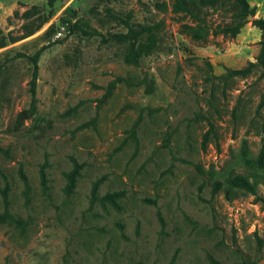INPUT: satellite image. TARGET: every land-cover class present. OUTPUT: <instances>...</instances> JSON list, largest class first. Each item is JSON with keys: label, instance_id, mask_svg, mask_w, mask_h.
I'll return each instance as SVG.
<instances>
[{"label": "rangeland", "instance_id": "1", "mask_svg": "<svg viewBox=\"0 0 264 264\" xmlns=\"http://www.w3.org/2000/svg\"><path fill=\"white\" fill-rule=\"evenodd\" d=\"M177 2L0 0V191L21 222L0 224V264L264 257V67L228 75L256 62L261 32L250 21L264 19V0H247L254 17L236 35L223 32L239 22L234 0ZM127 16L158 28L135 63L130 43L113 38ZM41 48L32 107L29 58ZM73 161L79 176L65 195ZM235 176L255 194L234 188ZM115 192L117 207L101 200Z\"/></svg>", "mask_w": 264, "mask_h": 264}, {"label": "trees", "instance_id": "2", "mask_svg": "<svg viewBox=\"0 0 264 264\" xmlns=\"http://www.w3.org/2000/svg\"><path fill=\"white\" fill-rule=\"evenodd\" d=\"M238 6L239 12H238V19L239 22L232 28H227L223 32L228 33L231 35H236L239 33V30L249 21H247V17L251 16L254 17V9L249 7V4L247 0H234ZM52 0H48V3H51ZM178 4L176 5V8L178 6L181 7V9H184L185 5V0H178ZM161 10H165V4L162 3L161 5L157 6ZM29 12H26L24 15H28ZM129 17L127 16L126 19L122 18H117V21L122 25L126 33H121V34H115L113 36L114 39L117 41H128L130 43V59L132 63H135L137 60V57L140 55L148 54L151 50L152 47L156 45L157 43V36L153 32L154 30H157L158 28H153L148 25H140L137 26L138 28H135L129 23ZM46 20H43L34 30L27 32L25 36H28L32 34L34 31L38 30ZM252 26L257 28L261 32V39L259 42V53L256 57V62H249L248 65L240 70H228V75L231 76H240V77H246L247 75L250 74L251 69L254 68L257 64L260 66L264 67V19H253L250 21ZM73 30L79 31L80 28L77 25L72 26ZM157 27V26H156ZM83 33L84 30H81ZM5 47L4 43L0 44V48ZM44 48H41L38 50L33 56L29 58L32 66H33V71H32V76L31 80L29 82V87H30V94H31V106L33 107L34 102H35V88H36V79H37V63L38 59L41 55V52L43 51ZM257 163L260 168L264 167V149L262 148L260 150L259 156ZM46 165V164H45ZM45 165H42L40 170H39V175H40V183L41 187L44 191L47 190V178H46V173H45ZM79 171H80V165H78L76 162L73 161V168L72 170L65 175L66 177V186L64 188V193L65 195H70L73 193L75 184H76V179L79 176ZM20 179L24 185L25 191L24 195L27 197L30 187H29V182L26 178V176L22 173V170H20ZM101 183V180H97L93 183L92 189H91V200H98L97 196V191L98 187ZM231 185L234 188H238L241 190H244L247 193L250 194H255V187L253 184L246 178L242 176H235L231 179L230 181ZM221 184L219 182H215L212 188V195H215L219 190H220ZM7 187H5L2 191H0V194L2 196V202H3V212L0 213V224L4 223H9V224H20L21 222L16 219L10 212H9V201H8V195H7ZM122 194L120 192H115V193H110L106 194L101 198L103 201H107L110 204H112L114 207H117V200L120 198ZM159 221L161 224H163V220L161 216L159 215ZM259 247L261 246V242L258 241ZM213 264H218L214 260H211Z\"/></svg>", "mask_w": 264, "mask_h": 264}, {"label": "water", "instance_id": "3", "mask_svg": "<svg viewBox=\"0 0 264 264\" xmlns=\"http://www.w3.org/2000/svg\"><path fill=\"white\" fill-rule=\"evenodd\" d=\"M251 18V16H248V18L247 19H250ZM250 264H264V257H262V258H260L258 261H256V262H252V263H250Z\"/></svg>", "mask_w": 264, "mask_h": 264}]
</instances>
